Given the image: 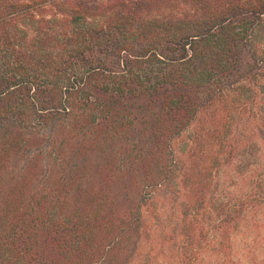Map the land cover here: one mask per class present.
<instances>
[{
	"label": "trees",
	"instance_id": "16d2710c",
	"mask_svg": "<svg viewBox=\"0 0 264 264\" xmlns=\"http://www.w3.org/2000/svg\"><path fill=\"white\" fill-rule=\"evenodd\" d=\"M263 38L264 0H0V264H134L143 192L169 180L174 137L191 128L215 145L236 110L247 120L220 167L264 141V108L238 105L264 86ZM116 152L109 195L96 174ZM191 156L182 187L213 217L186 239L197 258L235 264L234 232L264 210V162L238 174L250 183L221 184L212 206L209 159Z\"/></svg>",
	"mask_w": 264,
	"mask_h": 264
},
{
	"label": "rangeland",
	"instance_id": "374dc122",
	"mask_svg": "<svg viewBox=\"0 0 264 264\" xmlns=\"http://www.w3.org/2000/svg\"><path fill=\"white\" fill-rule=\"evenodd\" d=\"M262 87L264 88L260 83H256L249 91L242 90L243 94L240 96L238 105L240 107H246L247 110L250 109V111L256 110L259 112L260 107L264 108V89ZM226 93H228L227 102L233 106L234 98L238 95V92L228 91ZM239 111H241L240 108ZM247 114V112L246 114L242 111L238 113L235 110L234 114L231 116L232 119L225 121L226 128L223 130V136H221V138L223 137L222 141L221 138L220 140H215V145L208 142L206 146L201 147L198 144L200 141L197 138L198 131H194L191 128H187L182 131L179 136L174 137V139L171 140V148L173 150L171 157L175 160V164H172L169 180H166L165 183L160 186L157 185L155 188L151 187L149 185L150 183H148V187L142 185L144 183H140L138 186L145 187L143 192L145 197L143 198L144 201L140 207V237L135 245V254H133V260H135L134 264H185L179 261V258H181L180 253H184L185 251L187 253L186 257L191 255L189 264H210L206 259L209 255H206L205 258H201L200 256L197 258L196 252L189 244V240L193 237H188V239H186V233L188 229L190 231H195L198 222L206 224L209 220L208 217L212 216L213 210L207 209L206 212H200V209L194 208L193 202L187 198L188 195L182 187V177L186 172L193 171H187V168H189L188 165H191L189 160L192 158V152L194 153L195 150H197L199 153L200 151H203V155H206L209 159L208 164H206V170L203 173L202 182L206 186V193L210 186H213L214 188H212L215 189V192L210 197L212 200H209L208 202L209 204L212 203V206L213 204L215 206V203L218 202L220 198L218 190H221V184L235 183V185L237 184L240 186L244 183H250L248 179H240L238 174L245 172L244 169H246L247 165H252L255 161L264 162L263 140L259 139L257 142V138L252 137L253 140L246 142L249 148L253 147L251 141H253V144L257 143L252 149L253 155L250 154L251 150L249 156L246 154V151V156H241L239 154L241 152L238 153L237 151L232 150L230 160L227 161V164L225 163L228 168L220 167L219 164L221 163V160H223L224 155H226L222 151V147L225 145L224 142L227 134L233 132L232 127L236 125V122L238 127H242L240 124L246 122ZM207 116L209 115H202V118L209 125V122L206 120ZM209 132H211V130ZM205 136L206 135L204 134L201 137L205 138ZM231 140H233L232 137H230V141ZM240 150L243 149L240 148ZM234 156L237 158L235 161H232ZM48 160L44 159L42 162V167L45 168V170H48L51 167ZM17 162L18 161L15 160L14 163ZM108 162L111 164L108 165L102 173L96 175L101 178H109L107 183L112 184L110 191L107 189L108 187L106 183L104 184L103 189L106 190V193L108 192V194L111 195V191L117 193V152L115 155L112 154L110 156ZM106 164L107 162L102 163L101 165L103 166L101 168L105 167ZM14 165L16 166V164ZM111 165L113 170H109ZM247 168H250L251 170L254 169V167ZM89 171H92V169H89ZM235 176H237V178H235ZM229 191H232V188H230ZM214 194H216V196ZM229 194H227V197ZM233 194H236V192ZM258 211L259 215L257 217V223L252 224L247 217V214H244L241 224L231 238V260L235 264H264V210L260 208ZM183 229L184 232H182ZM130 240H132V238ZM189 249L192 252H190ZM217 260L218 259H216V261ZM112 264H117V260H115L114 263L112 262Z\"/></svg>",
	"mask_w": 264,
	"mask_h": 264
}]
</instances>
